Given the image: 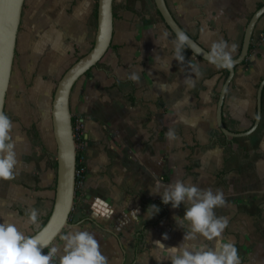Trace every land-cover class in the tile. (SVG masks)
I'll return each mask as SVG.
<instances>
[{
	"label": "crops",
	"instance_id": "crops-1",
	"mask_svg": "<svg viewBox=\"0 0 264 264\" xmlns=\"http://www.w3.org/2000/svg\"><path fill=\"white\" fill-rule=\"evenodd\" d=\"M166 2L202 46L210 50L212 42L224 40L235 45L233 57L250 14L264 0ZM112 11L107 50L70 92L71 113L83 125L85 170L75 185L69 224L53 243L59 244L60 235L69 230H86L95 235L108 264H170L167 248L182 243L185 232L173 217H182L186 206L173 209L151 189L157 182L166 186L180 179L223 191L226 203L215 209L217 216L228 219L222 238L235 244L240 264H264V90L256 129L226 136L215 121L222 67L186 46L185 60L178 61L176 36L154 0H112ZM96 16L97 0H23L8 84L13 102L24 99L28 104L36 98L40 92L33 84L48 93L60 69L92 45ZM251 43L224 96L223 121L233 130L248 128L255 116L256 89L264 77V14ZM6 110L19 166L14 179L0 180V222L10 219L30 235L52 208L56 144L47 126H37L44 130L39 138L20 130V117H13L15 109L8 107L7 90ZM169 129L177 139L166 138ZM151 205L160 209L153 216ZM31 208L39 211L36 224L27 219ZM138 230L141 250L136 253ZM213 243L198 237L185 246L191 251Z\"/></svg>",
	"mask_w": 264,
	"mask_h": 264
},
{
	"label": "clouds",
	"instance_id": "clouds-1",
	"mask_svg": "<svg viewBox=\"0 0 264 264\" xmlns=\"http://www.w3.org/2000/svg\"><path fill=\"white\" fill-rule=\"evenodd\" d=\"M187 42L188 37L184 32L177 33L175 56L180 62L185 60L182 53ZM234 51L235 45L230 47L224 40L214 41L210 46L208 59L212 63L220 62L223 67L231 68ZM132 79L137 77L133 76ZM12 130V120L4 111H0V180L4 181L12 180L18 174L19 160ZM166 138L169 141L177 139L175 130L169 129ZM161 187L163 191H160ZM151 191L161 197L163 204H170L173 209L186 206L182 217H173L177 226L185 232L182 243L167 248L170 264H240L235 244L222 238L228 219L217 216L215 212L216 208L223 207L226 203L222 190L214 192L210 188L201 189L191 182L177 179L166 186L157 182ZM151 208L154 210L152 216L160 211L156 205H151ZM38 216L36 208L27 212V219L31 224L38 222ZM2 221L0 264H108V259L99 250L100 245L95 235L90 231L69 230L60 235V243L56 244L52 239L41 242L38 234L25 235L10 219ZM198 237L214 243L211 247L200 244L190 251L185 242L195 241ZM44 249H47L46 254Z\"/></svg>",
	"mask_w": 264,
	"mask_h": 264
},
{
	"label": "water",
	"instance_id": "water-1",
	"mask_svg": "<svg viewBox=\"0 0 264 264\" xmlns=\"http://www.w3.org/2000/svg\"><path fill=\"white\" fill-rule=\"evenodd\" d=\"M23 0H0V111L4 109L6 90L9 84L16 34L20 21ZM162 20L169 30L177 36L184 32L188 37L186 47L208 62L209 50L202 46L176 20L166 0H154ZM264 14V2L250 14L242 34L240 47L232 57L231 68H225L220 62L212 63L224 68L227 73L219 88L215 121L220 131L226 136H243L251 133L258 126L262 116V95L264 77L256 89V110L250 126L244 130H233L223 121V101L228 86L235 72V67L242 63L249 53L252 34L259 18ZM97 26L90 48L78 56L57 79L50 108L52 134L56 144L55 194L49 215L43 224L28 236L39 235L41 242L54 239L69 224V215L73 206L76 185V144L71 121L70 92L76 80L95 65L107 50L113 31L112 0H97Z\"/></svg>",
	"mask_w": 264,
	"mask_h": 264
},
{
	"label": "rangeland",
	"instance_id": "rangeland-1",
	"mask_svg": "<svg viewBox=\"0 0 264 264\" xmlns=\"http://www.w3.org/2000/svg\"><path fill=\"white\" fill-rule=\"evenodd\" d=\"M104 55V54H103ZM79 56V55H77ZM72 58L66 66H63L60 70V74H62V72L76 59ZM102 58V57H101ZM101 58L99 59V61L101 60ZM98 61V62H99ZM88 71V70H87ZM86 71V72H87ZM60 76V75H59ZM59 76L57 78H59ZM14 80L12 79V82ZM57 81V79H56ZM55 83L53 84V86L50 87L48 93H44L42 91V87L41 84H33V88H35V90H38V92H40V94H43V96H40V94L38 95V93L36 94V98H33L32 100H30V102H32V106L31 108L27 105L30 103L28 102V104L26 103V101L24 99H21L20 101H18L17 99L13 100L14 97V92H12V87L11 85H8L7 88V102H8V107H14L15 109V114L12 115L13 117L18 116L20 117L19 119H17L19 121L20 124V130L23 132L25 131L28 134H33L34 137L39 138V136H41V134L44 133V130H42L41 132H39L37 126H42L43 128H45V126H47V129L50 131L52 130V126H51V117H50V108H51V99H52V94H53V90L55 87ZM13 85V83H12ZM14 90V88H13ZM45 94V95H44ZM18 96V95H17ZM19 102H17V101ZM22 108V109H21ZM18 109H20L21 111H19ZM7 110H6V114H7ZM30 113V114H29ZM8 115V114H7ZM16 121V120H14ZM34 122V123H33ZM19 128V127H18ZM35 131V132H34ZM74 131H75V144H76V162L77 164H79V162L83 163L81 160L82 158V131H83V125L82 123H80L78 121V119H75V126H74ZM52 132V131H51ZM53 138V137H51ZM42 141V140H41ZM46 146V145H45ZM53 146L54 149V145H51V147ZM44 151V150H43ZM42 151V152H43ZM52 158H54V154L52 155ZM84 164V163H83ZM84 170H85V164H84Z\"/></svg>",
	"mask_w": 264,
	"mask_h": 264
},
{
	"label": "trees",
	"instance_id": "trees-1",
	"mask_svg": "<svg viewBox=\"0 0 264 264\" xmlns=\"http://www.w3.org/2000/svg\"><path fill=\"white\" fill-rule=\"evenodd\" d=\"M262 3H260L259 5H261ZM258 5V6H259ZM159 13V12H158ZM252 48V43H250V46H249V51L250 49ZM244 61V60H243ZM223 72H224V76L226 75L227 71L222 68ZM71 121H72V125H73V130H74V126H75V116L72 114L71 116ZM75 133V131H74ZM55 167H56V161L54 163ZM76 182H77V179H76ZM136 246H135V252H139L141 250V246H140V242H141V237H142V230H138L137 231V236H136ZM45 250V249H44Z\"/></svg>",
	"mask_w": 264,
	"mask_h": 264
},
{
	"label": "built area",
	"instance_id": "built-area-1",
	"mask_svg": "<svg viewBox=\"0 0 264 264\" xmlns=\"http://www.w3.org/2000/svg\"><path fill=\"white\" fill-rule=\"evenodd\" d=\"M74 136H75V133H74ZM83 172H84V164L81 162H79V164H77V162H76L75 175H76L77 180L83 174Z\"/></svg>",
	"mask_w": 264,
	"mask_h": 264
}]
</instances>
